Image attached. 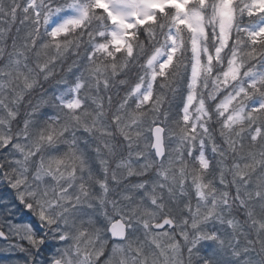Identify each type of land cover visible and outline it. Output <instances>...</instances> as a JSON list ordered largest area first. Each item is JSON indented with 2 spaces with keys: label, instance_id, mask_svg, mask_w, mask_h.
I'll return each mask as SVG.
<instances>
[{
  "label": "clouds",
  "instance_id": "obj_1",
  "mask_svg": "<svg viewBox=\"0 0 264 264\" xmlns=\"http://www.w3.org/2000/svg\"><path fill=\"white\" fill-rule=\"evenodd\" d=\"M0 264H264V0H0Z\"/></svg>",
  "mask_w": 264,
  "mask_h": 264
}]
</instances>
